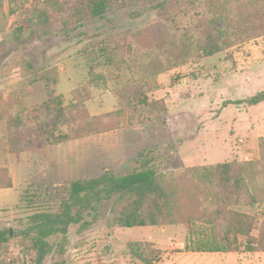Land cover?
<instances>
[{
  "label": "trees",
  "instance_id": "trees-1",
  "mask_svg": "<svg viewBox=\"0 0 264 264\" xmlns=\"http://www.w3.org/2000/svg\"><path fill=\"white\" fill-rule=\"evenodd\" d=\"M32 1L6 0L9 15ZM166 3L167 0H37L24 23L13 28V37L30 40L50 33L70 36L109 13L134 7L136 11L128 15L139 17L147 10L164 9ZM188 5L168 19L86 49V84L70 91L66 105L56 92V68H37L25 59L26 86L42 84L46 98L36 107H29L23 104L20 93L12 92L8 99L0 95L5 151L24 152L122 128L123 108L93 115L87 107L89 88L106 89L108 81L119 76L115 72H97L101 65L116 71L125 69L139 84L133 106L145 108L140 123L164 124L165 99L148 98L149 93L160 88V74L264 35V0H203ZM262 101L264 90L236 103L252 106ZM257 143L258 156L251 160L170 171L159 170L144 160L140 167L123 173L106 169L98 176L52 182L43 189L29 184L20 195L28 205L43 203L49 186L64 195L58 208H36L19 229H0V249L14 239L24 257L23 264L25 260L28 264H44L48 256L53 258L50 264H62L69 228L78 225V231L83 232L104 220L107 226L120 228L183 225L190 235L186 250L191 252L264 253V219L236 208L264 204V136ZM12 186L9 168L0 167V189ZM196 222L202 228L194 231ZM127 249L142 264H157L160 260V250L150 242L131 241Z\"/></svg>",
  "mask_w": 264,
  "mask_h": 264
},
{
  "label": "rangeland",
  "instance_id": "rangeland-1",
  "mask_svg": "<svg viewBox=\"0 0 264 264\" xmlns=\"http://www.w3.org/2000/svg\"><path fill=\"white\" fill-rule=\"evenodd\" d=\"M1 1L0 95L8 99L12 92L20 93L25 106L36 107L46 95L42 84L26 86L25 59L37 68H56V92L66 105L70 91L86 84V49L168 19L184 11L189 2L198 4L203 0H167L164 9L147 10L139 17L128 15L136 11L131 7L109 13L104 19L78 28L70 36L50 33L30 40H17L12 31L24 23L37 0L14 15H9L6 0ZM96 71L115 72L119 76L109 80L106 89L89 88L88 105L92 111L98 109L99 112L123 108L122 128L58 145L9 153L5 151V129L0 123V166H8L13 179L11 188L0 189V229H19L36 208H58L64 193L54 186H49L46 200L40 205L22 201V188L29 184L43 189L52 182L98 176L106 169L123 173L140 167L144 160L159 170L170 171L258 156V138L264 136V101L252 106L236 101L264 90V35L160 74V88L149 93L148 98L165 99L164 124L139 122L146 114L142 106H133L140 86L131 80L125 69L116 71L114 67L101 65ZM236 208L264 219V204ZM200 228L201 224L196 222L193 230ZM189 238V231L183 225L120 228L109 227L102 220L83 232L78 231V225H72L62 264H142L128 252L127 243L131 241L150 242L159 249L157 264H264V256L259 259L257 253L187 251ZM20 253V246L11 239L0 249V264H23ZM52 260V256H48L44 264Z\"/></svg>",
  "mask_w": 264,
  "mask_h": 264
},
{
  "label": "crops",
  "instance_id": "crops-1",
  "mask_svg": "<svg viewBox=\"0 0 264 264\" xmlns=\"http://www.w3.org/2000/svg\"><path fill=\"white\" fill-rule=\"evenodd\" d=\"M27 5H28V4H27ZM18 16H19V15H18ZM16 18H17V17H16ZM87 107H88L90 113L93 114V115L103 113V112H99L98 109H93V111H92V110L90 109L89 105H88V102H87ZM106 112H107V111H106ZM24 152H25V151H24ZM2 166H5V165H2ZM2 166H0V167H2ZM6 167H8V166H6ZM9 170H10V169H9ZM10 173H11V171H10ZM11 177H12V174H11ZM12 183H13V179H12ZM5 189H7V188H5ZM228 253H231V252H228ZM243 255H246V253H243ZM263 256H264V253H262V252L257 253V258L261 259Z\"/></svg>",
  "mask_w": 264,
  "mask_h": 264
},
{
  "label": "built area",
  "instance_id": "built-area-1",
  "mask_svg": "<svg viewBox=\"0 0 264 264\" xmlns=\"http://www.w3.org/2000/svg\"><path fill=\"white\" fill-rule=\"evenodd\" d=\"M20 257H21V261H22V263H24V257H23V255H22V253H20ZM8 260V262H11V259H7ZM11 264H16V262H12Z\"/></svg>",
  "mask_w": 264,
  "mask_h": 264
}]
</instances>
